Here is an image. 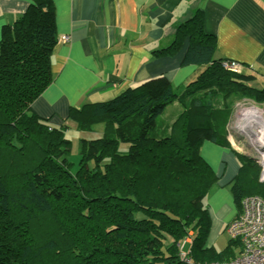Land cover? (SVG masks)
<instances>
[{
	"label": "trees",
	"instance_id": "16d2710c",
	"mask_svg": "<svg viewBox=\"0 0 264 264\" xmlns=\"http://www.w3.org/2000/svg\"><path fill=\"white\" fill-rule=\"evenodd\" d=\"M53 0H31L3 28L0 53V264H188L228 262L242 244L207 246L208 196L218 176L201 154L209 140L229 146L234 104H264L256 75L232 71L215 58L217 38L204 27L202 8L177 27L174 55L186 42L183 65H205L175 87L164 77L115 97L73 107L78 130L105 124L95 140L81 139L71 160L67 126H51L32 109L53 81L57 45ZM179 102L173 121L166 108ZM231 183L239 213L249 195L264 199L260 163L237 152ZM191 241L188 244L187 239Z\"/></svg>",
	"mask_w": 264,
	"mask_h": 264
},
{
	"label": "crops",
	"instance_id": "0c3cea01",
	"mask_svg": "<svg viewBox=\"0 0 264 264\" xmlns=\"http://www.w3.org/2000/svg\"><path fill=\"white\" fill-rule=\"evenodd\" d=\"M53 2L58 40L52 54L53 81L33 102L32 109L51 126H67V135L70 139V134L74 136L78 150L81 139L101 138L105 124L99 122L91 130H78L77 122L69 116L71 108L109 100L129 87L161 76L180 87L204 70L205 65L182 64L188 42L174 55L156 54L172 43L178 25L199 8L204 11L205 30L217 38L215 58L239 61L244 72L256 75V87L264 85V0ZM30 3L0 0V43L3 28L13 24ZM63 35L70 40L62 41ZM173 104L165 110L170 122L182 110L179 102ZM229 140V146L209 140L201 146V154L218 176L207 199L211 216L207 246L216 247L223 232L228 233V223L240 211L230 189L241 166L237 152L246 153L231 136Z\"/></svg>",
	"mask_w": 264,
	"mask_h": 264
},
{
	"label": "built area",
	"instance_id": "2783aa9c",
	"mask_svg": "<svg viewBox=\"0 0 264 264\" xmlns=\"http://www.w3.org/2000/svg\"><path fill=\"white\" fill-rule=\"evenodd\" d=\"M61 39L64 42H68L70 37L68 35H63ZM221 64L224 68L235 72L242 70L241 63L235 59L224 58L221 60ZM254 105L264 109L263 106ZM238 113L235 127L240 130L238 125ZM247 130H249L247 127L246 130H240L241 132H247L246 134L253 144V149L247 150V153L255 157L260 163V180L264 181V124L260 126L259 129L253 131ZM254 134L259 137L260 142L255 139ZM242 205V211L227 225V231L231 237L239 239L242 244L239 255L228 262L211 264H264V199L257 195L247 196L243 200ZM187 240L191 241L190 238ZM181 256L188 264H199L194 263L191 258L188 257L186 251H183Z\"/></svg>",
	"mask_w": 264,
	"mask_h": 264
},
{
	"label": "rangeland",
	"instance_id": "374dc122",
	"mask_svg": "<svg viewBox=\"0 0 264 264\" xmlns=\"http://www.w3.org/2000/svg\"><path fill=\"white\" fill-rule=\"evenodd\" d=\"M264 86V85H263ZM258 87H261V86H258ZM243 104H257L259 106H263L264 107V104H258L256 102H254L253 100L251 99H240L238 101L235 102L234 104V114L231 115L230 117V124H229V134L231 133V139L235 141V144L237 147L241 148L243 150V152H245L246 154H249L247 153V150H251L253 149V144L252 142L250 141V138L249 136L245 133V132H241L240 130H238L236 127H235V123H236V119H237V113H238V108L240 106H242ZM174 107V104L171 105L169 108H173ZM70 137L71 139H73L74 141V148L71 152V160L74 161L75 163L78 162V159H79V151H78V146H76V140L74 139V136H72V134H70ZM77 147V148H76ZM203 156V155H202ZM249 196H252V195H249ZM248 196V197H249ZM223 236L217 241L216 243V247L219 248V249H224L226 247V245L228 244V241L229 239L231 238V235L229 233H225L223 232L222 234ZM240 242V241H239Z\"/></svg>",
	"mask_w": 264,
	"mask_h": 264
},
{
	"label": "bare ground",
	"instance_id": "6f19581e",
	"mask_svg": "<svg viewBox=\"0 0 264 264\" xmlns=\"http://www.w3.org/2000/svg\"><path fill=\"white\" fill-rule=\"evenodd\" d=\"M264 124V109L260 108L254 104H243L239 107L238 113V125L240 130L253 131L259 129L260 126ZM255 139L259 141V137L254 134ZM263 141V140H261Z\"/></svg>",
	"mask_w": 264,
	"mask_h": 264
},
{
	"label": "water",
	"instance_id": "95a60500",
	"mask_svg": "<svg viewBox=\"0 0 264 264\" xmlns=\"http://www.w3.org/2000/svg\"><path fill=\"white\" fill-rule=\"evenodd\" d=\"M253 157V156H252Z\"/></svg>",
	"mask_w": 264,
	"mask_h": 264
}]
</instances>
